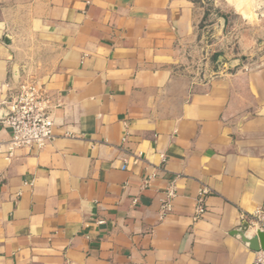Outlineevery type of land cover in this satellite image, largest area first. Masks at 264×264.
<instances>
[{
  "label": "crops",
  "instance_id": "obj_1",
  "mask_svg": "<svg viewBox=\"0 0 264 264\" xmlns=\"http://www.w3.org/2000/svg\"><path fill=\"white\" fill-rule=\"evenodd\" d=\"M203 18L192 0H0V108L29 76L53 122L45 147L0 152V264L253 263L235 233L264 208V51L197 75Z\"/></svg>",
  "mask_w": 264,
  "mask_h": 264
},
{
  "label": "built area",
  "instance_id": "obj_2",
  "mask_svg": "<svg viewBox=\"0 0 264 264\" xmlns=\"http://www.w3.org/2000/svg\"><path fill=\"white\" fill-rule=\"evenodd\" d=\"M3 108L7 114L0 120V132L7 131L8 138L0 137V152L6 154L10 160L14 152L21 149H41L53 139V122L51 118V97L43 84L32 77L17 79L16 86L8 96ZM148 181H144V186ZM209 192L201 189L198 192L193 220L200 219L206 212L204 198ZM173 193L168 191L167 197L171 199ZM164 216L169 211V202L162 204ZM247 223L255 232L259 229L264 232V208H258L249 216ZM252 264H264V251L255 252Z\"/></svg>",
  "mask_w": 264,
  "mask_h": 264
},
{
  "label": "rangeland",
  "instance_id": "obj_3",
  "mask_svg": "<svg viewBox=\"0 0 264 264\" xmlns=\"http://www.w3.org/2000/svg\"><path fill=\"white\" fill-rule=\"evenodd\" d=\"M195 1L204 14L200 29L205 34V39L199 43L192 57L193 70L197 75L200 76L206 69L210 71L213 66H221L225 61H243L236 56L243 50L242 47L253 48L256 54L264 51V0H254L248 6V11L252 13L250 17L243 16L235 9V3L228 0ZM224 51L230 53V59L224 58ZM219 55L222 58L220 62Z\"/></svg>",
  "mask_w": 264,
  "mask_h": 264
},
{
  "label": "water",
  "instance_id": "obj_4",
  "mask_svg": "<svg viewBox=\"0 0 264 264\" xmlns=\"http://www.w3.org/2000/svg\"><path fill=\"white\" fill-rule=\"evenodd\" d=\"M4 41L8 44L9 38L5 37ZM222 58H218V62ZM239 60L233 61L229 64V68L232 69L237 66ZM227 67V66H226ZM7 114L4 108H0V120L4 119ZM235 235L242 241V243L252 251H264V232L257 229L255 232H252L248 224H243L242 227L238 228Z\"/></svg>",
  "mask_w": 264,
  "mask_h": 264
},
{
  "label": "bare ground",
  "instance_id": "obj_5",
  "mask_svg": "<svg viewBox=\"0 0 264 264\" xmlns=\"http://www.w3.org/2000/svg\"><path fill=\"white\" fill-rule=\"evenodd\" d=\"M231 3L234 2L235 3V9L237 11H241L243 16L245 17H250V15H252V13L250 11H248V6L254 2V0H250L249 2L246 0H228Z\"/></svg>",
  "mask_w": 264,
  "mask_h": 264
},
{
  "label": "trees",
  "instance_id": "obj_6",
  "mask_svg": "<svg viewBox=\"0 0 264 264\" xmlns=\"http://www.w3.org/2000/svg\"><path fill=\"white\" fill-rule=\"evenodd\" d=\"M192 1H195V0H192ZM196 2V1H195Z\"/></svg>",
  "mask_w": 264,
  "mask_h": 264
}]
</instances>
